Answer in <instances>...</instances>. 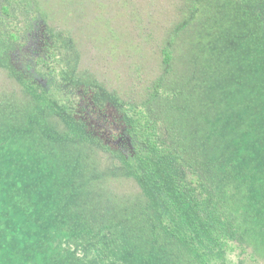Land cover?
<instances>
[{
    "label": "trees",
    "instance_id": "obj_1",
    "mask_svg": "<svg viewBox=\"0 0 264 264\" xmlns=\"http://www.w3.org/2000/svg\"><path fill=\"white\" fill-rule=\"evenodd\" d=\"M242 52L264 65V0H0L1 229L46 224L105 264H264Z\"/></svg>",
    "mask_w": 264,
    "mask_h": 264
},
{
    "label": "rangeland",
    "instance_id": "obj_2",
    "mask_svg": "<svg viewBox=\"0 0 264 264\" xmlns=\"http://www.w3.org/2000/svg\"><path fill=\"white\" fill-rule=\"evenodd\" d=\"M244 49L246 50V48ZM243 55L244 52L238 56L239 62H234V64H240V62H242L244 64L245 72L238 73V69H235V72L231 73V75L227 77V84L229 85V88L227 89L228 93H242L243 95L245 91L242 90V87L251 86L250 88L254 89L257 87V84H260L263 89L262 83H264V65L260 63L259 65L253 66L252 64H249L247 58H245L244 61ZM239 114L241 115L242 113L237 112L236 115L231 117L235 119L239 116ZM227 123H230V120H227ZM0 160H4L7 163L12 161L11 157L6 155L3 156L2 159L0 158ZM9 165L14 164L13 162H10ZM19 167L20 165H17L16 174L21 176L18 174V172H22ZM36 169V166L28 164L24 170V173H29L31 175ZM43 197L44 195L41 191H39L37 196H35V198L39 200H41ZM38 218L40 217L38 216ZM6 230H9V233L12 232L10 235V240L7 241H10L12 244L9 250H7V245H5L6 242L4 239V233H6ZM38 241L43 243L45 245V249L48 250L51 248V246H54V248L60 246L61 252L64 254L63 259L52 251L48 254L47 259L44 260L43 264H57V262H60L59 264H105L100 262L97 258H94L90 261L85 260L83 253L74 247V245H69V240L67 238L64 239V237H61V235H59L58 231L56 230L53 235L49 237V227L46 224L43 225V228L39 229L37 233L33 234L32 228H29L28 226L22 225L18 222H14L9 228L4 227L1 229L0 227V264H40L38 263L40 260L37 258L38 253L35 255V247H33L35 246V242ZM51 254L55 261H51ZM229 257L236 261V258L233 255H229ZM65 258H67V261H65Z\"/></svg>",
    "mask_w": 264,
    "mask_h": 264
}]
</instances>
